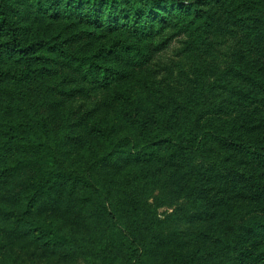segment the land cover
Wrapping results in <instances>:
<instances>
[{"label":"trees","instance_id":"trees-1","mask_svg":"<svg viewBox=\"0 0 264 264\" xmlns=\"http://www.w3.org/2000/svg\"><path fill=\"white\" fill-rule=\"evenodd\" d=\"M167 30L176 96L151 69ZM18 244L264 264V0H0L1 263Z\"/></svg>","mask_w":264,"mask_h":264},{"label":"rangeland","instance_id":"rangeland-1","mask_svg":"<svg viewBox=\"0 0 264 264\" xmlns=\"http://www.w3.org/2000/svg\"><path fill=\"white\" fill-rule=\"evenodd\" d=\"M172 31L167 30L162 36H168L166 45L153 54L151 61V69L154 74V78L157 81L156 86L160 88L163 94H174L172 86L174 87L173 76L176 70L180 67L178 64V57L176 51L181 47L180 37L170 34ZM255 53V52H254ZM254 53L247 54L248 57L254 55ZM246 56V57H247ZM236 61V59H234ZM176 89V88H175ZM44 216L48 220L57 223L59 230L63 233L71 235L74 238H78L85 241L92 228V222L84 215L77 213L68 214H50L44 212ZM20 244L13 245L9 248L12 256L5 259L4 263L0 264H96V262L81 255L67 254L65 251L47 252L42 250H35L32 247H24L21 249ZM66 254V258L63 255ZM161 261L158 262L160 264Z\"/></svg>","mask_w":264,"mask_h":264}]
</instances>
